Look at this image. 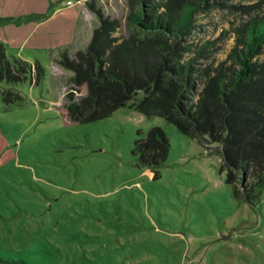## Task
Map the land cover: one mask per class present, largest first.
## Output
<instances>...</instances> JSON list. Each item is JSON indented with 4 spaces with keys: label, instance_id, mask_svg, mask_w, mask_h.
Returning <instances> with one entry per match:
<instances>
[{
    "label": "rangeland",
    "instance_id": "rangeland-1",
    "mask_svg": "<svg viewBox=\"0 0 264 264\" xmlns=\"http://www.w3.org/2000/svg\"><path fill=\"white\" fill-rule=\"evenodd\" d=\"M209 3L186 38L185 59L211 42L197 67L228 59L264 16V0ZM130 12V0H0L2 50L31 63L0 79V264H264V184L238 196L218 143L131 102L98 120L69 115L88 93L73 61L105 21L129 37ZM156 127L170 148L151 166L137 142Z\"/></svg>",
    "mask_w": 264,
    "mask_h": 264
},
{
    "label": "trees",
    "instance_id": "trees-1",
    "mask_svg": "<svg viewBox=\"0 0 264 264\" xmlns=\"http://www.w3.org/2000/svg\"><path fill=\"white\" fill-rule=\"evenodd\" d=\"M130 1L131 35L112 38L114 23L105 21L90 43L91 54L79 52L73 61L75 82L86 84L88 93L67 104L69 115L76 122L98 120L131 102L148 116H163L189 136L218 143L214 151L221 154L229 181L240 175L244 183L236 194L249 198L246 190L264 184V58L259 57L264 16L245 24L228 59L197 67L211 42L185 59L191 52L186 38L195 28L196 13L211 0ZM2 48L0 44V79L21 80L20 65L31 63L8 58ZM5 95L8 102L15 99ZM137 147L146 164L157 166L167 159L170 143L156 127Z\"/></svg>",
    "mask_w": 264,
    "mask_h": 264
}]
</instances>
